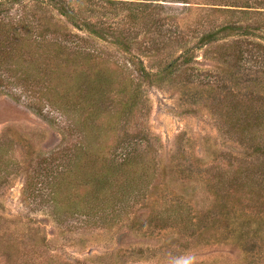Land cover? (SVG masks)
Listing matches in <instances>:
<instances>
[{
    "label": "rangeland",
    "instance_id": "rangeland-1",
    "mask_svg": "<svg viewBox=\"0 0 264 264\" xmlns=\"http://www.w3.org/2000/svg\"><path fill=\"white\" fill-rule=\"evenodd\" d=\"M138 3L150 4L147 14ZM60 5L92 32L70 24ZM18 21L35 29L21 34L27 48L3 49ZM223 27L236 29L202 42ZM35 31L90 54L118 88H140L127 139H151L153 179L143 195L116 191L83 215H57L52 195L83 196L75 187L96 173L86 169L81 123L113 122L126 97L111 95L78 121L77 88L50 104L58 94L35 78L40 64L52 70L59 61L36 47ZM251 96L264 97V0H0V264H264V195L227 175L257 157L225 124L236 100ZM113 140L97 145L106 152Z\"/></svg>",
    "mask_w": 264,
    "mask_h": 264
},
{
    "label": "trees",
    "instance_id": "trees-1",
    "mask_svg": "<svg viewBox=\"0 0 264 264\" xmlns=\"http://www.w3.org/2000/svg\"><path fill=\"white\" fill-rule=\"evenodd\" d=\"M107 2L113 4L112 1ZM138 4H140V7H143L142 12L147 14L150 4ZM69 9L67 6L60 5V15L70 24L78 26L77 28L84 27L91 31L90 26L93 23L84 21L83 19V22L76 19V14L73 10ZM127 10L129 20L132 23H136L138 17L137 10H134L132 7L130 9L127 8ZM90 11L93 12L92 10ZM104 24L107 30H110L112 23L106 24L104 22ZM155 24L156 30L159 31L158 28L161 24L159 22ZM104 28L102 27V32ZM33 29V26L30 24L18 21L11 28L12 36L9 39L7 37L4 38L6 44L3 46V49L7 47L12 49L17 44H19L20 48H27L25 46L27 43L23 40L25 37L22 38L21 34L23 33L24 36L28 37L30 34H33ZM235 29L234 27H223L221 31L213 35H206L202 39V42L204 44L213 42L222 32L231 33ZM243 32L242 35L244 36L252 34L248 31ZM35 34L41 38L40 41H37L38 45L36 47L43 48L40 51L49 55L51 53V56L55 57L56 61H59L57 68H53L52 70L50 69V64L48 65L45 62L40 64V77L35 78L37 79L35 80L37 81L36 85H42L44 93L50 94V96L58 94V97H55L56 99H49L50 104L55 106L60 99L64 102L65 100L63 99V101L59 97L60 95L62 96V91L66 93L68 91L71 92L73 88H77L75 92L77 93L78 100L72 107L76 110L74 113L77 114L78 121L79 118H83V116L88 114L95 115L97 112L96 103L108 100L111 95L126 97L122 102L119 116L115 117L113 122L111 117L108 123H98L96 125L94 123H81L84 139L87 141L85 148L89 156L86 169L87 171L89 169L95 170L96 173H85L84 182L75 187L76 192H84L83 196H79L77 193L73 196L64 195L59 190L52 195L51 199L57 215L62 216L64 211L68 212L70 210H75L76 213L83 215V210L89 209L90 206L94 208L92 205L98 203L102 197L108 195L109 198L113 199L115 197L113 193L116 191L124 198L129 194V190L143 195L144 190L151 185L153 179L152 172L150 171L152 168L151 159L146 156L148 151H152V144L149 141L151 139L143 137L139 141L133 138V143H129L130 141L127 139V137L131 136L129 131L139 111L137 104L140 102L142 96L140 88L131 81L123 83L122 88H118L117 80L111 78L110 74H107L105 66L98 68V64L94 63V58L87 52L81 54L75 50H71L66 44L58 42L59 38H57L55 43L51 42L48 44L42 32L35 31ZM65 38L67 37L65 36ZM77 40L79 41L80 39L77 38ZM77 40H71L70 42L75 44L74 47L76 49H80L77 46L79 45ZM237 54H242V52L239 51ZM140 70L144 73L142 66ZM48 71L50 75L52 73L55 77H50L47 73ZM22 82L27 84L26 79H23ZM33 82L34 80L31 83ZM232 108V113L229 117L232 120L229 123H225L227 124V131L230 134L237 135L243 143L253 147V153L257 154V157H254L249 163L238 161L237 164L228 166L227 175L231 177L230 181L232 185L236 184L240 190L245 189L251 195L258 191L259 194L264 195V97L251 96L246 101L236 100ZM90 127L94 128L95 131ZM113 134V143L110 146L106 145V152H104L98 147V140L102 139L107 142L109 136ZM103 156H105L104 159ZM85 158L86 153L83 159ZM83 159L78 161H82ZM118 179H122V181L119 182ZM25 191H29V189ZM31 194L35 195L36 192L33 190L32 193H29L30 196Z\"/></svg>",
    "mask_w": 264,
    "mask_h": 264
}]
</instances>
